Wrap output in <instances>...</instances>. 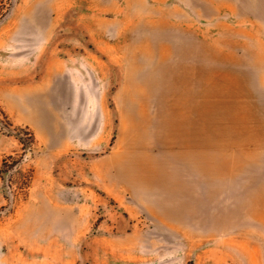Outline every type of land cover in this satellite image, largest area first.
Returning <instances> with one entry per match:
<instances>
[{"label":"rangeland","instance_id":"rangeland-1","mask_svg":"<svg viewBox=\"0 0 264 264\" xmlns=\"http://www.w3.org/2000/svg\"><path fill=\"white\" fill-rule=\"evenodd\" d=\"M33 1L0 0V264H264V141L246 126L264 123V24L55 0L43 43L14 30ZM73 65L88 95L65 106L53 71ZM51 90L46 127L18 109Z\"/></svg>","mask_w":264,"mask_h":264},{"label":"crops","instance_id":"crops-1","mask_svg":"<svg viewBox=\"0 0 264 264\" xmlns=\"http://www.w3.org/2000/svg\"><path fill=\"white\" fill-rule=\"evenodd\" d=\"M55 0H34L25 10L22 11L20 14L21 21L14 27H19L17 29L14 28L18 32V35H25L29 32V34L37 35L39 36V39L43 41V43L47 42L45 40L46 34L51 35L53 32V27L51 28V24L48 26L45 25L46 22L49 21V17H51L53 14H51V11L55 12V9L58 8V5L56 7ZM99 4L101 9H107L109 8V11H115L116 9H120L119 12L123 11V8L120 7L121 4L116 3L114 0H95ZM148 1V3L146 2ZM126 3V0H125ZM128 4L132 6L134 4V10L137 7V12L144 11L145 13H148L150 16H165L167 17V20L171 18V20L174 18L181 19L182 22L188 23L190 25H194L195 23H220L221 17L223 16H230L233 19H248V17H256L258 18L262 24H264V0H134V2H131ZM127 8L130 11L131 7ZM143 9V10H142ZM130 11L122 12V14H129ZM108 12V11H103ZM46 17L47 19H44L42 17ZM250 19V18H249ZM53 24L55 22L53 19H51ZM246 21V20H244ZM260 22V23H261ZM183 23V24H184ZM13 30V31H14ZM15 31V32H16ZM72 66H65V67H59L56 71H53V74L57 76V80L59 82V90L60 91V101L65 104H70L73 102L72 96H79L84 93L85 89L81 88V86H78L75 82V76L78 74L83 75L84 72L81 71V68H78L77 65ZM74 84V85H73ZM57 87V86H56ZM56 95V92L51 90L48 91L47 97L42 96L43 101V107L39 108L40 112L39 114L35 115V111H32V106L37 107V105L31 104L30 107L24 103L23 106L19 105L18 109L20 112H28V117L30 121L33 123H41L43 127H46V123H48L47 119V103L49 97L54 98ZM72 98V99H71ZM77 98V97H76ZM40 99V100H41ZM25 102V100H23ZM39 101V100H38ZM27 102V101H26ZM28 102H31L28 100ZM27 102V103H28ZM55 102V101H54ZM40 103V101H39ZM38 103V105H39ZM17 105V104H16ZM45 105V109H44ZM58 109V106H57ZM63 109V108H62ZM61 110V108H60ZM31 112V113H30ZM53 128L55 126V123L58 122L57 120V112H54L53 109ZM44 123V124H43ZM250 127V130H252L251 134L256 135L259 134V137L255 142H253V137H251L250 140H247V142L250 143H260L262 140L264 141V136L260 135L262 133L264 135V123L261 122V119H255L250 117L247 121V125ZM56 127V126H55ZM198 144H203L202 140L198 142ZM199 148H201V145H199ZM254 153L251 152V155ZM200 155V154H199ZM205 161V159H203ZM209 161L203 162V176H206L207 173L211 174V178L217 179L216 182H222L225 181L227 183L226 174L228 173V176L232 178V170L229 171L231 166L228 165V170L224 169V167H227V163L221 168L222 170L218 169L217 166H213V164ZM224 169V170H223ZM200 184L206 185L207 182L204 183L203 180L199 181ZM228 183L231 184L229 181ZM212 184V183H207ZM232 185V184H231ZM264 199V198H263Z\"/></svg>","mask_w":264,"mask_h":264}]
</instances>
